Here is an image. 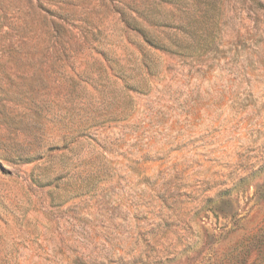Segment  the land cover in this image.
I'll use <instances>...</instances> for the list:
<instances>
[{
  "label": "rangeland",
  "instance_id": "1",
  "mask_svg": "<svg viewBox=\"0 0 264 264\" xmlns=\"http://www.w3.org/2000/svg\"><path fill=\"white\" fill-rule=\"evenodd\" d=\"M0 264H264V0H0Z\"/></svg>",
  "mask_w": 264,
  "mask_h": 264
}]
</instances>
